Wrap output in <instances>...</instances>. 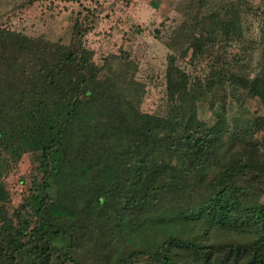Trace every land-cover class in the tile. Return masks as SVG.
<instances>
[{
    "label": "trees",
    "instance_id": "16d2710c",
    "mask_svg": "<svg viewBox=\"0 0 264 264\" xmlns=\"http://www.w3.org/2000/svg\"><path fill=\"white\" fill-rule=\"evenodd\" d=\"M39 1L0 0V18ZM246 13L261 20V60L253 75L237 62L221 75L264 107V7L222 4L195 18L183 57L240 40ZM94 23L77 21L70 44L0 24V150L15 164L32 154L37 172L13 214L0 179V264H264V141L190 208L198 187L181 180L195 167L205 182L224 133L199 125L177 54L166 109L142 112L145 85L95 61ZM161 194L170 206L153 210Z\"/></svg>",
    "mask_w": 264,
    "mask_h": 264
},
{
    "label": "rangeland",
    "instance_id": "374dc122",
    "mask_svg": "<svg viewBox=\"0 0 264 264\" xmlns=\"http://www.w3.org/2000/svg\"><path fill=\"white\" fill-rule=\"evenodd\" d=\"M242 2L254 8L264 7L263 0H42L2 11L5 13L0 24L30 36L70 44L77 21L84 25L95 22L94 30L85 37L87 46L95 52V61L114 72L129 69L145 85L141 111L151 115L166 109V73L170 56L177 54V65L196 97L199 125L224 133L206 160L209 168L205 182L200 185L195 167L189 168L181 180L183 185L198 187L190 205L197 209L214 192L209 184L214 175L237 162L239 154L257 158V147L264 141V125H258V119L264 116L260 98L235 89L221 75L228 64L237 68L236 62L250 75L256 72L262 57L259 17L242 15L240 40L210 45L197 56L190 50L183 57L184 42L193 31L195 18L222 4ZM27 79L21 76L22 81ZM36 173L32 154H25L15 164L0 150V179L9 192L12 214L24 202ZM169 206V197L161 194L152 209Z\"/></svg>",
    "mask_w": 264,
    "mask_h": 264
}]
</instances>
